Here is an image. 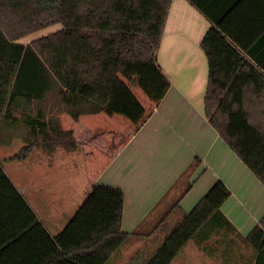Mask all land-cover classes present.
Listing matches in <instances>:
<instances>
[{
    "label": "trees",
    "instance_id": "trees-1",
    "mask_svg": "<svg viewBox=\"0 0 264 264\" xmlns=\"http://www.w3.org/2000/svg\"><path fill=\"white\" fill-rule=\"evenodd\" d=\"M171 4L172 0H0V128L24 126L32 136L29 140L73 151V130L48 120L42 108L35 116L27 113L56 92L59 110L74 122L102 113L118 115L138 132L151 113L130 85L143 91L155 107L171 88L158 62ZM211 21L214 25L201 43L208 62L205 117L264 186V66L227 32L222 19ZM56 25L62 29L29 45L19 43ZM16 111L23 112L22 118L15 117ZM27 155L15 154L8 161L20 162ZM199 163L196 160L182 176L188 174L175 204L180 218L158 241L155 234L141 233L144 223L132 233L124 232L125 193L100 184L92 185L63 229L51 235L0 160V264H112L136 239L149 241L131 264H173L192 242L204 249L212 240L219 248L240 240L252 247L257 264H262L264 217L244 238L222 212L232 196L222 181L189 214L181 210ZM154 241L158 242L152 247Z\"/></svg>",
    "mask_w": 264,
    "mask_h": 264
},
{
    "label": "crops",
    "instance_id": "crops-1",
    "mask_svg": "<svg viewBox=\"0 0 264 264\" xmlns=\"http://www.w3.org/2000/svg\"><path fill=\"white\" fill-rule=\"evenodd\" d=\"M211 18L222 19L227 32L236 36L245 46V51L264 66V0H172L158 54L159 65L171 83L167 96L158 107L151 108V114L138 132L132 133L114 148L113 156L100 170L97 183L92 184L95 177L86 160L82 166L84 171L78 172L76 176L74 174L77 182L75 186L73 176L70 180V164L67 163L65 171L68 174L63 173L67 187L58 192L60 197H54L57 203L53 200V205L63 209L66 196L75 193L81 182L85 188L89 183L121 188L125 193L123 231L132 233L148 221L182 176L192 170L196 160H199L189 180L193 188L180 204L183 213L193 210L211 188L222 181L232 194L223 205L222 212L238 232L245 238L261 223L264 216V186L205 117L208 62L201 43L214 25ZM102 115L106 114L87 116L81 120L91 118L98 122L99 127L95 126L97 123H83L89 131L102 130L103 123L98 121ZM109 125L112 130L118 128L117 123L116 127ZM5 142L4 129L1 127L0 154L9 146ZM87 155L81 157L85 160ZM2 162L6 174L31 208V201L34 204L43 202L40 184L31 180L27 187L18 181L17 173H21L22 162L4 159ZM74 169L75 165L72 171ZM56 209L60 210L59 207ZM246 210H256L259 216L255 219L252 216L250 220L245 216ZM260 210L263 212L260 213ZM147 241L149 239H136L130 249L133 248L135 252L143 250ZM236 241L224 245L222 252H214L215 248L207 249V243L204 249L193 253L187 246L173 264H214L216 260L220 264H257L258 254L252 247L240 240Z\"/></svg>",
    "mask_w": 264,
    "mask_h": 264
},
{
    "label": "rangeland",
    "instance_id": "rangeland-1",
    "mask_svg": "<svg viewBox=\"0 0 264 264\" xmlns=\"http://www.w3.org/2000/svg\"><path fill=\"white\" fill-rule=\"evenodd\" d=\"M61 29V25L52 26L45 30L33 33L31 35H28L27 37L22 38L21 40H19V43L29 45L34 41L42 37L51 35L55 32H58ZM130 88L132 93L141 103V105L145 107L147 113H150L152 110L151 108L155 106L154 103L148 100L146 95L140 89L135 88L132 85H130ZM40 108L45 111L48 120L59 121L61 128L65 131L73 130L74 138L77 144L75 146L76 149H74L73 151H68L65 148L57 147L54 148V150L52 147L43 145V142L33 141L32 138L29 140V137L32 136L30 135L28 137L27 132L29 130L24 126H16L15 128H11L3 124L1 127H3L4 129L5 140L9 141V143L11 144H8L9 146H7L6 149L2 150L3 154L5 152V155L0 154V156H2V159L8 161L15 154H23L24 152L25 155L26 153H28V157L23 161H20L22 162L20 165H22L23 167L21 169V173H17V179L19 182H21L22 186L30 185L29 182L31 180H34L35 184H40L41 191L43 193V202L34 204L31 201V206L33 207L32 209L38 216L39 220L44 224L47 231L51 235H56L63 229V227L72 217V215L85 201L87 193L91 188V185L98 181L96 179L101 173L100 170L104 168L106 163L113 156L114 148L117 147V145L120 146V144H122V142L127 137L131 136L132 133L135 132V127L129 125L130 123L121 116H116L112 119H108L110 116L108 117L106 115H102V117H100V119L98 120L100 121V123H103L102 130L94 129L89 131L88 129H86V125H83V123H97V125L95 126L99 127L98 122L92 120L91 118H85L84 121L83 119H80L78 122H74L69 116L59 110L60 108L58 102V95L56 92L50 94L44 103L37 106H33L30 111H27V113L31 114L32 116H35L36 112ZM22 116L23 112H15V117L17 119L22 118ZM116 123L118 127L117 129L112 130V128L108 127L110 126L109 124H113L114 127H116ZM127 125H129V127ZM23 138H28L29 141L26 142ZM33 143H37V146H33ZM62 149H64L66 152L64 150L63 151L65 153L62 152ZM53 150L55 151L54 156L52 155ZM87 153V159L84 160L81 156L84 157V155L86 156ZM48 155H50V157H48ZM77 156L79 158H77ZM61 158H64V160L61 161ZM86 160L90 164L91 170L93 169L92 174L93 178L95 177V179L92 180V184L89 183L88 186L85 188L84 184L81 182L75 193L69 194L68 197L66 196V204L63 205V209H61V206L53 205L51 202L55 200L58 196L60 197V195H58V192L60 193L63 189L67 187V180L65 183V179H63V173L65 175L68 174L65 171L66 164H70L69 177L72 181L71 177L73 176V179L75 180L74 184H76L75 186H77L75 176L76 174H78V172L80 173L84 169V167L82 166L84 165V162H86ZM6 165H8V163H6ZM73 165H75V169L72 171ZM67 171H69V169H67ZM71 171L74 173H72ZM187 178L188 174L187 176L183 177L177 185H175V187L167 194L165 199L161 202L162 204L157 207V209L151 214V216H149L148 221L144 224L141 229L142 234H155L157 236V239H159L158 241H160L164 238L166 233L170 231L171 227L179 220L180 213L178 212V210H176L175 204L178 201L182 191L186 187ZM56 188L58 190H56ZM67 198L69 199V201H67ZM54 203H57V201L55 200ZM58 207L60 210L57 211L56 208ZM191 211L192 210H189L187 214H189ZM262 212L263 210H260V213ZM245 216H248L250 220H252V216H254L255 219V217L259 216V214L256 210H246ZM158 241H154L151 246L154 247ZM216 242L217 241L215 240L207 242V245L209 247L206 248L209 250L215 248V250L217 249V251H220L218 249L223 248L224 245L219 248ZM237 242L238 241H234L233 243ZM144 244L145 248L147 243L145 242ZM130 247L131 246L129 245L125 246L114 257L112 264H130L136 254L135 250H132L133 248L130 249ZM199 249L201 248L197 246L194 242L188 245V250L191 253L199 251ZM214 264H220V261L216 260Z\"/></svg>",
    "mask_w": 264,
    "mask_h": 264
}]
</instances>
